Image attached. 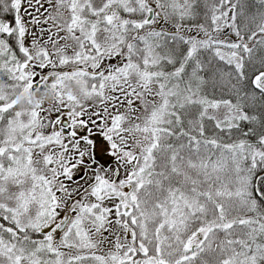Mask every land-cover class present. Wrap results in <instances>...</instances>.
<instances>
[{
    "label": "snow or ice",
    "instance_id": "1",
    "mask_svg": "<svg viewBox=\"0 0 264 264\" xmlns=\"http://www.w3.org/2000/svg\"><path fill=\"white\" fill-rule=\"evenodd\" d=\"M0 264H264V0H0Z\"/></svg>",
    "mask_w": 264,
    "mask_h": 264
}]
</instances>
